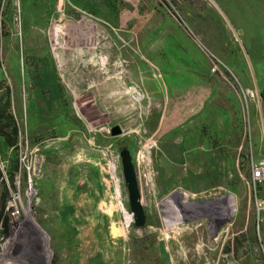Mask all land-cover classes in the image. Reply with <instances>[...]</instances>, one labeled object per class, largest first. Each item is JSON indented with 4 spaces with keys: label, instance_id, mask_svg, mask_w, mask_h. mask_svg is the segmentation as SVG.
<instances>
[{
    "label": "rangeland",
    "instance_id": "1",
    "mask_svg": "<svg viewBox=\"0 0 264 264\" xmlns=\"http://www.w3.org/2000/svg\"><path fill=\"white\" fill-rule=\"evenodd\" d=\"M180 4L0 0V103L8 89L18 128L17 170L0 139L11 193L0 264L7 249L38 264H264V194L249 166L264 155V105L244 97L245 130L229 139L211 87L212 98L195 95L218 69ZM127 145L140 161L142 228L123 177Z\"/></svg>",
    "mask_w": 264,
    "mask_h": 264
},
{
    "label": "crops",
    "instance_id": "2",
    "mask_svg": "<svg viewBox=\"0 0 264 264\" xmlns=\"http://www.w3.org/2000/svg\"><path fill=\"white\" fill-rule=\"evenodd\" d=\"M180 1L178 10L195 18V34L211 55L209 62L218 65V71L210 70L213 76L202 73L196 80L195 95L212 98L207 92L211 87L217 113L221 115V129L232 132L229 139L240 140L245 130L244 92L254 91L249 102L251 110H262L264 105V0ZM204 64L206 61H202L205 68ZM255 132L252 131V144L255 142L258 147L261 137Z\"/></svg>",
    "mask_w": 264,
    "mask_h": 264
},
{
    "label": "trees",
    "instance_id": "3",
    "mask_svg": "<svg viewBox=\"0 0 264 264\" xmlns=\"http://www.w3.org/2000/svg\"><path fill=\"white\" fill-rule=\"evenodd\" d=\"M1 50V47H0ZM0 66H1V59H0ZM5 101L0 103V139L3 140L4 145L6 148L14 150V157L11 159V163H13V166L15 170L18 169V156H17V142H18V128L16 126L15 120L13 116L10 114V91L7 89V92L5 93ZM39 141L38 139L33 140V145L37 144ZM127 148L131 151L130 146L127 145ZM245 158L246 156L243 155ZM9 180H11L12 188L16 190V187H14V173L9 171ZM0 179L2 181V189L0 192V224L2 223V218H4L5 209L7 206V203L11 199V193L8 189V186L3 178L2 172L0 170ZM259 193L264 194V185L258 186ZM148 220V218H147ZM148 222V221H147ZM252 242L257 243L259 242L258 237H254L252 239ZM262 242V241H261ZM262 244V243H261ZM260 244V245H261Z\"/></svg>",
    "mask_w": 264,
    "mask_h": 264
},
{
    "label": "water",
    "instance_id": "4",
    "mask_svg": "<svg viewBox=\"0 0 264 264\" xmlns=\"http://www.w3.org/2000/svg\"><path fill=\"white\" fill-rule=\"evenodd\" d=\"M117 132L114 130L113 134L116 135ZM120 157L123 167V177L128 191V201L133 217V223L137 228H142L145 227L147 223V212L142 201L140 181L138 178L137 168L134 163V158L128 148H123L121 150Z\"/></svg>",
    "mask_w": 264,
    "mask_h": 264
},
{
    "label": "built area",
    "instance_id": "5",
    "mask_svg": "<svg viewBox=\"0 0 264 264\" xmlns=\"http://www.w3.org/2000/svg\"><path fill=\"white\" fill-rule=\"evenodd\" d=\"M217 69H218V65L216 64L213 70L216 71ZM244 96L252 98L254 96V91L251 89H248L244 92ZM19 138H20V140H19L18 145L21 147L22 138L21 137H19ZM143 160H144V156H143ZM139 162L140 161H138V159L134 158V163H135L136 168H137L138 178H139V171H138L139 167L138 166L140 165ZM249 163H250L249 166H250V171H251L252 183L255 186V189L257 190L258 186L264 185V155L258 160L254 159V157H250ZM139 181H140V178H139ZM177 194L186 196V202L185 203L193 204V205L197 204L195 196H190L187 193L181 192V193H175V195H173V197H175ZM256 201L258 202V199H256ZM262 209L263 208L260 207L259 211H261Z\"/></svg>",
    "mask_w": 264,
    "mask_h": 264
},
{
    "label": "bare ground",
    "instance_id": "6",
    "mask_svg": "<svg viewBox=\"0 0 264 264\" xmlns=\"http://www.w3.org/2000/svg\"><path fill=\"white\" fill-rule=\"evenodd\" d=\"M185 198H186V196L184 195L183 201H181V203H185L186 202V200H184ZM167 204H169V205L171 204V206L172 205H175L174 202H172V200L170 202H168ZM119 207H120V209L122 210V212L125 215V220H126L125 228L130 227V224H131V216L127 213L126 209L121 204H119ZM9 251H10L9 249H7L6 251H4L5 252L4 253L5 254L4 255V261H5L4 264H38L34 260L26 259V258H21L20 256H15V255H13V253H11Z\"/></svg>",
    "mask_w": 264,
    "mask_h": 264
}]
</instances>
